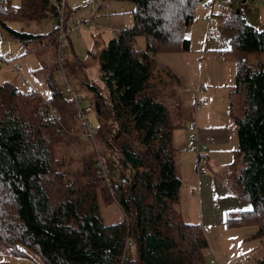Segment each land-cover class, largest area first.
<instances>
[{"label":"trees","instance_id":"obj_1","mask_svg":"<svg viewBox=\"0 0 264 264\" xmlns=\"http://www.w3.org/2000/svg\"><path fill=\"white\" fill-rule=\"evenodd\" d=\"M130 1L132 24L95 53L102 87L84 83L96 102V136L121 166L110 175L111 192L96 177L94 160L73 170L55 155L54 143L79 140L81 127L72 100L51 74L45 79L60 123L48 117L35 90L0 82V243L12 254L35 255L42 264H205L204 230L184 221L179 208L181 177L171 141L176 122L163 97L170 69L155 59L158 50L189 48L183 30L198 0ZM227 1L215 15L236 63L228 111L242 166L232 191L250 208L228 211L226 224H254L264 235V58L248 59L264 54V29L236 11L241 0ZM52 6L53 0H0V31L25 42L45 36L54 42L55 29L44 35L10 24L38 21L54 13ZM138 34L145 38L143 49L135 44ZM111 195L123 218L104 223L99 203ZM126 238L132 244L123 256Z\"/></svg>","mask_w":264,"mask_h":264},{"label":"rangeland","instance_id":"obj_2","mask_svg":"<svg viewBox=\"0 0 264 264\" xmlns=\"http://www.w3.org/2000/svg\"><path fill=\"white\" fill-rule=\"evenodd\" d=\"M98 1L99 9H96L95 17H91V0H64L66 21L70 26L78 20L92 19V24L87 29L83 28L79 35L69 31L68 36L71 44L60 46L61 63L58 62L57 47L53 45V43L56 44L55 39L54 42H49V36H45L42 40L25 42L11 37L6 31H0V82H11L21 90H27V86L31 85L43 99H48L50 87L45 75L51 74L61 94L70 100L73 99L72 94H74L81 101L87 121L92 127L97 128V113L92 102L91 91L84 83L87 78L93 82L91 84L98 83L99 78L94 77L99 72L97 65L94 64L98 62V59L95 53L89 56L88 52L104 46L116 31L129 27L133 22L132 9L134 7V3L130 0ZM10 2L13 5H20L21 0H10ZM205 4L212 5L213 8L214 22L208 37L205 36L207 31L206 16L210 9ZM228 6L227 0H213V3L212 0H198L189 28L185 29V27L183 30V34L189 39V48L187 50H158L155 52L156 61L170 69V77L166 78L168 83L163 90L164 99L165 96H168L167 100L172 97L174 111L175 109L178 111V116L185 118L192 114L190 118H185L188 119L185 128H188V121L192 120L194 116L192 103L195 95L194 90L205 87L199 83L200 75L202 78L204 77L203 58H207V73L209 72L216 80L221 76L217 75L219 64L215 59H230L233 56L229 35L220 28V18L215 15L218 11L227 9ZM237 6L236 11L240 9L246 22L259 29H264V0H245L243 2L241 0ZM101 7L102 9H100ZM58 21L59 17L48 11L46 16L38 21H13L10 24L18 29L46 35L56 28ZM94 35L98 37L99 45L94 44ZM39 41H42L41 46L38 45ZM135 44L140 49L144 48L145 38L142 34L135 37ZM219 52H224V54L218 57ZM255 58H264V54L252 53L248 56L249 61H254ZM75 59L78 62H72ZM80 62L86 64V67L82 68ZM190 82H195L193 91L188 88ZM225 87L220 86L219 88L224 89L223 94ZM229 91L230 89L227 98L222 97L223 105L228 103ZM177 127L182 128L183 125ZM71 136L75 137L76 135ZM68 141L57 140L54 143V153L57 157L67 160V166L70 169L74 170L82 166L83 162L95 161L99 156L103 158L108 156L112 175L117 174L121 168L119 162L112 159L114 156L109 153L107 145L96 134L93 142L84 138ZM197 153L201 159L196 162V165L204 166L200 173H210V176L213 177L211 164L206 162L207 158L202 156L199 151ZM181 168L183 169V167ZM217 179L219 180L220 177L216 174V181ZM203 181L200 189L199 184L194 188L196 197L193 198V204L186 194L187 185L183 184L182 186L181 184V190L184 191L185 196L183 195L179 199V207L183 212H181V217L184 221L199 223L204 230L208 241L205 264H264V235L256 233L257 227L254 224L227 225L225 204L226 201H231V198L225 199L222 195L217 197L213 194L208 176L206 181ZM227 182L230 183L228 180ZM111 198L108 201L100 200L99 203L104 223H114L123 218V212L116 203L114 195H111ZM235 201L239 208H244L240 207V204L250 205L249 200L241 197H237ZM190 204V210L185 213L184 209ZM0 264H42V262L35 255L12 254L3 243H0Z\"/></svg>","mask_w":264,"mask_h":264},{"label":"crops","instance_id":"obj_3","mask_svg":"<svg viewBox=\"0 0 264 264\" xmlns=\"http://www.w3.org/2000/svg\"><path fill=\"white\" fill-rule=\"evenodd\" d=\"M100 9H102V7ZM189 25H187L185 29H188ZM185 37L187 38V36ZM93 40L94 44H100L98 37H96L95 35L93 36ZM41 44L42 41H39L38 45L40 46ZM102 47L103 46H100L99 49H101ZM99 49L90 50L88 52L89 56L93 53H96V51ZM223 54L224 52H219L218 57ZM215 60H217L219 64L217 75L221 76V78L214 80L211 74L209 72L207 73V58L204 57L202 60V72L204 73V77L202 78L200 75L199 83L205 85V87H199L197 90H194L195 95L192 99V103L194 105V116L192 120L190 119L188 121V128H185V123L188 120H186L185 118H190L192 114L187 115V117L185 118L183 116L180 117L178 116V111L176 109L174 111L175 107L173 106L174 101L172 97H170V100H167L168 96H165V102L168 106L170 115L174 122H180L179 124H176V126L172 130L171 141L172 146L175 149L174 161L176 169L180 174L182 186L183 184L187 185V188L185 190L187 192V196L191 199V203L193 204V198L196 197L194 191L195 186L199 184L200 189L202 181H206L208 176V180L211 182L212 185L211 191L213 194H215L217 197L222 195L225 199L231 198V201H226L225 204V212H228L234 209H247L250 208V205H247L246 203L240 204L239 206L244 208H239L237 207L238 205L235 203V199L237 197H235L232 191V184L235 179V176L238 174L239 169L242 166V162L241 156L237 152L236 125L234 124L231 116L229 115L228 103L226 102L224 103V105L222 104V97L227 98L228 90L232 88L234 83V73L236 66L235 58L234 56H232L230 59L220 58ZM80 64H82V68L84 66L86 67V64L81 62ZM94 64L97 65V71H99L98 74L94 76L99 78L98 83L95 82L94 84L102 87L100 63L98 61ZM85 81L88 84L93 83L88 78ZM190 83L191 84H189L188 88L193 91V86H195V82ZM220 86H226L224 94L222 93L224 89H219ZM87 89L90 90L88 87ZM90 94L92 96L93 105L96 108V102L94 100L92 91ZM197 97L205 98L207 100V104H200L196 106L194 101ZM192 124H194V126ZM179 125H183V127L178 128L177 126ZM192 134L196 135L197 147H195V145L191 141ZM198 151L202 154V156L207 158L206 162L208 164H211V166H209L212 169L213 177L210 176V173H200V171L197 170L196 162L198 161ZM181 167H183L184 170ZM196 171L199 173H197ZM216 174L220 177V179H217V181ZM227 180L230 181V183H228ZM183 195L185 196V193L183 190H181L180 186L179 199H181ZM190 208L191 204L190 206L187 205L184 209V212H188ZM180 212L182 211L180 210Z\"/></svg>","mask_w":264,"mask_h":264},{"label":"built area","instance_id":"obj_4","mask_svg":"<svg viewBox=\"0 0 264 264\" xmlns=\"http://www.w3.org/2000/svg\"><path fill=\"white\" fill-rule=\"evenodd\" d=\"M212 3H213V0H212ZM207 7H209L210 11H209V14L206 16V20H207V31L205 33L206 37H208L210 35L209 31L211 29V25L214 22V20L212 18V14H213L212 13V11H213L212 5H210V6L207 5ZM97 8H99V1L98 0H91V11H92L91 17H95V15H96L95 13H96ZM52 10L54 11V13H56L55 16L59 17V21L57 23V26H56L55 32H54V39L56 41V47H57V52H58V62L61 63L62 56L59 55V53H60L59 50H60V46L62 44H66V45L69 44L70 45L69 36H68L69 31L71 30L78 35L81 34L83 28L90 27V25L92 24V19H89L86 21L78 20V21H75L73 23V25L70 26L66 21V12H65L64 0H53ZM213 32H214V30H213ZM158 65L161 66L160 63H158ZM27 89L28 90H35L34 87L31 85H28ZM72 95H73L72 102H73L74 107H75V114H74L75 119L79 122V125L81 127L80 136H81V138H84L85 140L93 142L95 134L97 133V128L92 127L91 124L87 121L85 112H84L82 105H81V101L77 97H75L74 94H72ZM42 99H43V97H42ZM43 101H44V104L46 105V108H47L48 117H50V118L54 119L56 122L60 123L61 122V116H60V113L58 112L57 108L52 104V102L50 101L49 98L43 99ZM194 103L196 106L200 105V104L206 105L207 100L203 97H197V98H195ZM192 125L194 126V124H192ZM191 141L195 145V147H197L195 134L191 135ZM200 159H201V157L198 156V160H200ZM196 168L198 171H202L204 166L202 164L201 165L197 164ZM95 175L108 188L110 187L111 169H110V166L107 164V162L105 161V159L102 156H99L95 159ZM109 191L111 192L110 188H109ZM131 244H132L131 240L126 238L124 241L123 256H124L126 250H128L130 248ZM211 261H212V259H211Z\"/></svg>","mask_w":264,"mask_h":264},{"label":"water","instance_id":"obj_5","mask_svg":"<svg viewBox=\"0 0 264 264\" xmlns=\"http://www.w3.org/2000/svg\"><path fill=\"white\" fill-rule=\"evenodd\" d=\"M245 1V0H242V2ZM54 15H56V13H54Z\"/></svg>","mask_w":264,"mask_h":264}]
</instances>
